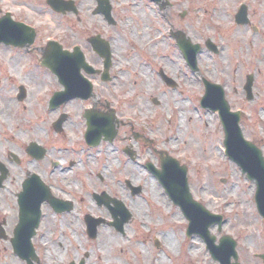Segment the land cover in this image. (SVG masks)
Returning <instances> with one entry per match:
<instances>
[{"label": "flooded vegetation", "instance_id": "obj_1", "mask_svg": "<svg viewBox=\"0 0 264 264\" xmlns=\"http://www.w3.org/2000/svg\"><path fill=\"white\" fill-rule=\"evenodd\" d=\"M51 1L0 0V241L10 245L11 238L28 235L26 219L38 213V227L31 238L34 250L43 228L45 234L58 236L56 244L65 236L66 241L82 244L78 233H83L87 246L105 254V236L128 240L127 234L135 236L137 230L143 235L150 216L142 206L155 210L157 192L182 215L158 184L147 192L132 183L143 176L153 179L149 165L159 168L161 159L180 155L172 147H158L168 140L157 143L160 128L154 127L155 117L143 96L119 92V79L125 72L118 69L121 60L111 34L119 18L112 16V22L95 13L97 0L90 16L80 15L83 10L77 0H61L71 3L62 12L53 10ZM207 1L211 4L193 7L184 6L183 0H146L148 15L142 13L143 20L139 19V38L144 42L137 47L142 59L154 66L169 59L163 48H173L185 61L179 39L189 46L195 44L194 39L203 40V48L210 53L207 44L215 45L212 41L217 40L213 55L223 56L228 50L238 56L233 60L234 72L252 69L253 74L243 75L239 90L234 88L241 99L235 102L228 85H221L223 98L230 112L237 113L242 138L260 151L264 162V78L260 75L264 70V0H223L222 8L218 0ZM193 13L203 14L206 24L202 25L212 29L211 34L193 31ZM52 14L55 19L48 18ZM155 73L166 89L177 90L175 79L172 86L164 82L161 73L170 76L162 68ZM149 101L160 107L157 99ZM208 111L220 123L218 111ZM164 122L169 126V119ZM247 182L255 213L263 223L255 203L256 182ZM38 186L46 191L39 204L25 198L28 188ZM48 242L53 245L54 238ZM87 246H82V257L74 252L67 264L82 259L86 264ZM154 247L158 249L159 242ZM66 250L63 246V254L69 257ZM255 256L264 264V253Z\"/></svg>", "mask_w": 264, "mask_h": 264}, {"label": "rangeland", "instance_id": "obj_2", "mask_svg": "<svg viewBox=\"0 0 264 264\" xmlns=\"http://www.w3.org/2000/svg\"><path fill=\"white\" fill-rule=\"evenodd\" d=\"M77 1L81 3L80 8L83 10L80 15L90 16L96 5L95 0ZM139 2V0H109L112 7L111 15L119 18L117 29L111 33L116 39L115 45L118 49L116 56L121 60L118 69L122 74L125 72L123 75L125 77L119 79V92L129 97L143 96L142 100L147 101L146 106L155 117L154 127L160 128L157 132L159 134L155 137L157 143L160 144L164 139L168 140L163 147H158L162 149L164 146L172 147L173 151L179 153L180 158L177 159L187 167L188 184L194 200L202 203L209 212L223 215L227 219L220 232L214 228L210 233L217 241L222 235L234 238L240 264H262L255 254L264 253V222L262 223L255 213L249 190L250 183L237 165L225 155L224 134L220 123H217L210 111L202 110L199 106L200 98L204 94L202 78L220 85H228L229 91L233 93L234 88L239 90L238 84L240 79H243V75L253 74L252 69L248 71L241 69L240 73H235L233 62L238 56L233 57L228 50L224 53L226 57L224 54L213 55L203 48V40L196 39L193 42L203 48L197 55L198 77L191 75L180 53L173 48L169 50L163 48V54L169 59L165 58L159 65L154 66L153 63L144 61L137 47L138 43L140 45L144 42L139 38V32L142 30L139 19L143 20L141 14L148 15L149 9L145 6L146 0H143L142 4ZM183 2L184 6L193 7L211 4L207 0H183ZM216 2L221 8L226 3L223 0ZM48 18L56 17L52 14ZM192 18L195 33L211 34L212 29L208 27L209 31L207 28L205 30L202 25V23L206 24L203 14L193 13ZM46 21L49 25L47 19ZM212 43L219 46L217 40H213ZM228 66L231 68L226 69ZM161 68L171 79H175L178 84L177 90L172 92L161 84L155 73ZM260 75L264 78V70L260 71ZM233 95L235 102L241 99L239 92ZM152 98L160 102V107L155 108L150 103L149 100ZM184 102L186 106H178V103L182 105ZM183 115L188 121L185 120L184 125L181 126L178 119ZM165 119L170 120L169 126H166ZM150 120L148 118L147 122ZM171 139L176 141L173 142ZM132 183L145 187L147 192L152 188L154 190L155 185L158 184L148 176H143L139 180L134 179ZM150 202L157 203L153 206L155 210H149L147 204L142 206L147 209L150 216V220L146 221L147 229L142 231L143 235L141 236V231L138 230L135 236L127 234L128 240L116 235L114 238L104 235L102 242L106 244L103 248L105 254L98 253L95 247L87 246L82 237L83 233H78L82 244L74 240L66 241V236L62 242L56 244L58 236L45 234L44 229L41 228L35 238L36 255L43 264H67L73 258L74 252L79 257L84 255L85 250L82 249L84 245L87 246L86 253L89 256L86 264H217L210 259L201 238L185 237L187 222L178 210L166 203L158 192L157 199ZM51 237L55 242L50 246L48 239ZM168 237L174 239L173 251H170L168 243L166 244ZM108 239L111 241L108 242ZM155 242L160 244L158 249L154 247ZM63 246L66 247L69 257L63 254ZM0 264H22L14 256L11 246L3 241H0Z\"/></svg>", "mask_w": 264, "mask_h": 264}, {"label": "water", "instance_id": "obj_3", "mask_svg": "<svg viewBox=\"0 0 264 264\" xmlns=\"http://www.w3.org/2000/svg\"><path fill=\"white\" fill-rule=\"evenodd\" d=\"M49 4L53 10L62 12L66 9L69 10L71 3L52 0ZM96 8L97 9L94 11L95 13L103 14L107 20L113 21L112 18H110L111 7L108 5V0H97ZM187 43L188 42H182V39H179L177 45L187 66L192 71L198 72L196 55L200 52V46L196 44L189 46ZM207 45L212 52L216 51L214 45L209 43ZM161 77L168 86L173 85V80L167 78L162 73ZM202 83L205 88V94L201 98L200 106L203 109L209 108L214 111L218 110L219 120H221L224 130L223 141L226 155L241 168V171L246 174V177L250 181L254 179L256 182V203L258 212L264 217V162L261 160L260 152L242 140L240 129L237 128L239 119H237V114H231L229 112L227 103L223 98V89L217 84L214 85L209 83L206 79H203ZM250 83L251 81L247 80L246 87L249 88ZM160 165V170L150 165L149 170L152 176L157 179L160 186L163 187L165 194L169 196L175 206L181 209L183 216L188 221L186 237L189 238L191 235L201 237L206 243V248H208L212 259L219 264H238L235 241L228 236H222L219 240V244L215 245V237L209 235L208 230L211 226L217 225L219 229L221 228L222 216L209 214L203 206L197 204L193 200L189 192V186L187 185L186 168L184 166H179L177 161L168 157L161 159ZM127 185H129V183H127ZM25 192V198L37 204L46 196V191L40 186L28 188ZM21 197H24V191ZM38 219V213L29 215L26 219L27 224H29V234H19V236H15L10 241L14 254L24 260L26 264H32V261H38L37 257L34 255L32 245H30V239L34 235V229L38 226ZM231 261H233V263H231Z\"/></svg>", "mask_w": 264, "mask_h": 264}, {"label": "bare ground", "instance_id": "obj_4", "mask_svg": "<svg viewBox=\"0 0 264 264\" xmlns=\"http://www.w3.org/2000/svg\"><path fill=\"white\" fill-rule=\"evenodd\" d=\"M178 106H183V107H184V106H186V104H185V102L182 103V105H181L180 103H178ZM181 120H182L183 122H182ZM185 120L188 121V118H186L185 115L180 116L179 119H178V121H179V125L183 126ZM156 195H157V194H156ZM167 243H168L167 246L169 247L168 249H169L170 251H173V250H172V245H173V243H174V239H172L171 237H168L167 240H166V244H167ZM166 244H165V245H166Z\"/></svg>", "mask_w": 264, "mask_h": 264}]
</instances>
